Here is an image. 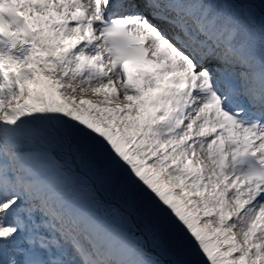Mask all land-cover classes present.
<instances>
[{"label": "snow or ice", "instance_id": "1", "mask_svg": "<svg viewBox=\"0 0 264 264\" xmlns=\"http://www.w3.org/2000/svg\"><path fill=\"white\" fill-rule=\"evenodd\" d=\"M0 264H264V0H0Z\"/></svg>", "mask_w": 264, "mask_h": 264}, {"label": "rangeland", "instance_id": "2", "mask_svg": "<svg viewBox=\"0 0 264 264\" xmlns=\"http://www.w3.org/2000/svg\"><path fill=\"white\" fill-rule=\"evenodd\" d=\"M114 223H119V221H118V220H114ZM135 231H136V235H137L139 238L143 239L144 242H145V244H146V246L150 249V248L152 247L151 240H150L149 238H147V237L145 236V234L142 233L141 231H139L138 229L135 230Z\"/></svg>", "mask_w": 264, "mask_h": 264}]
</instances>
